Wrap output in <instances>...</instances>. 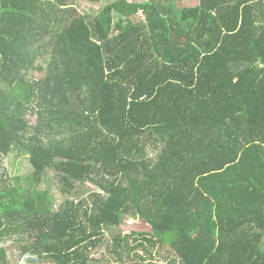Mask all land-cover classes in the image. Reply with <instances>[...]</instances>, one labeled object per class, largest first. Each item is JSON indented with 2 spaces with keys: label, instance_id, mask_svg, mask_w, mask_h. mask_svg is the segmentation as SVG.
I'll return each mask as SVG.
<instances>
[{
  "label": "trees",
  "instance_id": "obj_1",
  "mask_svg": "<svg viewBox=\"0 0 264 264\" xmlns=\"http://www.w3.org/2000/svg\"><path fill=\"white\" fill-rule=\"evenodd\" d=\"M167 1L0 0V161L34 169L0 168V240L27 235L24 264H88L122 216L180 264H264V0ZM48 170L96 190L54 212Z\"/></svg>",
  "mask_w": 264,
  "mask_h": 264
},
{
  "label": "rangeland",
  "instance_id": "obj_2",
  "mask_svg": "<svg viewBox=\"0 0 264 264\" xmlns=\"http://www.w3.org/2000/svg\"><path fill=\"white\" fill-rule=\"evenodd\" d=\"M116 1L118 0H105L102 3H95L88 0H69V4L75 7L80 14L95 17L106 5L115 3ZM127 1L130 3H144L155 0ZM172 2L179 5L181 9L194 8L199 5V0H172ZM132 20L134 26H144L147 22L143 13H140ZM119 32L117 31L116 34ZM46 60H49L47 55H44L43 59L39 58L37 65L40 70L36 69L31 73L33 78H42L45 75L47 69ZM29 119L32 124L35 125L37 123L35 115L29 116ZM150 156L151 158H155L156 153H152ZM29 161L30 156L28 151L20 150L9 158L0 161V168H4L11 177H25L34 171ZM61 188L62 184L56 178L54 171L48 170L44 182L39 186V190L50 191L52 210L54 212L58 211L67 199L78 201V199L83 198L87 203L90 196L96 190V185L92 182L77 185L74 192L69 196L64 195ZM103 231L104 236L100 239L98 247L92 248L88 252V264H180L169 246L158 242L150 243L144 241V239L147 240L154 237L153 231L146 222L139 218L122 216L119 226L105 227ZM119 234H121L122 238L130 237L126 241L122 240L121 247L116 249L117 243L115 237ZM28 241L29 237L27 235L23 237H18V235L6 236L0 240V250H5L6 254L8 253V260L11 264H24L25 258L21 255V249ZM262 246L264 247V244ZM38 264L53 263L45 260L43 262L40 261Z\"/></svg>",
  "mask_w": 264,
  "mask_h": 264
}]
</instances>
